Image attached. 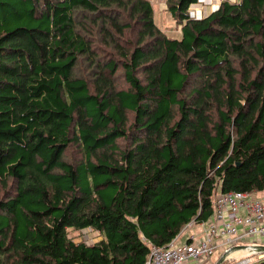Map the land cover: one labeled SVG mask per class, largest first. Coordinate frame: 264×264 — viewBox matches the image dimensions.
Instances as JSON below:
<instances>
[{"label":"trees","instance_id":"1","mask_svg":"<svg viewBox=\"0 0 264 264\" xmlns=\"http://www.w3.org/2000/svg\"><path fill=\"white\" fill-rule=\"evenodd\" d=\"M166 2L179 39L150 0H0V264H146L264 189V0Z\"/></svg>","mask_w":264,"mask_h":264},{"label":"built area","instance_id":"2","mask_svg":"<svg viewBox=\"0 0 264 264\" xmlns=\"http://www.w3.org/2000/svg\"><path fill=\"white\" fill-rule=\"evenodd\" d=\"M197 19V18H196ZM204 232L197 239L191 236L188 242L177 244L176 237L167 245L151 246L146 264H185L209 259L215 253L223 261L236 258V264L250 262V258L230 256L240 240L250 239V244L264 245V199L254 192H218L212 203L211 215L202 223ZM248 255L261 258L264 252L250 248ZM243 258V259H241Z\"/></svg>","mask_w":264,"mask_h":264},{"label":"rangeland","instance_id":"3","mask_svg":"<svg viewBox=\"0 0 264 264\" xmlns=\"http://www.w3.org/2000/svg\"><path fill=\"white\" fill-rule=\"evenodd\" d=\"M222 0H199L197 4L191 5L189 7L188 10V15L190 18H202L205 17L207 15L208 12L216 9ZM232 2L234 0H231ZM150 2L152 3V7H153V11H154V22L155 24L162 30L165 32V34L169 37V38H174V39H179L182 37V30L181 27L182 25L180 23H178L168 12L167 9V2L166 0H150ZM117 85L121 88V87H125L126 84L123 82V80L120 78L119 82H117ZM121 143V141L119 142ZM121 145H123V143H121ZM72 153L76 152L74 150H72ZM258 196L263 197L264 199V189L257 192ZM68 234L69 236L73 237L75 239V241H84L88 244L91 243H95L98 240V235L97 232L92 230L91 228H85L82 230H75L72 228H69L68 230ZM203 231V227L197 223L194 224V226H192L191 228H187L183 233H181L180 237H179V241L180 240H187L189 235H196L197 233L198 235L201 234V232ZM248 239L245 240H240L238 242V244L240 245H245L247 244ZM249 244V243H248ZM247 248L241 249V254L238 252H234L231 254V256L234 257H238V256H246L245 255V250ZM238 253V254H236ZM216 254V253H215ZM216 255H213L211 257V260H215ZM254 257H257L256 255H252L251 256H247V259L250 258V260H252ZM236 258H231L228 259L227 261L229 263H233L236 262L235 261ZM240 259V258H238ZM243 259V258H241ZM224 263V262H223Z\"/></svg>","mask_w":264,"mask_h":264},{"label":"crops","instance_id":"4","mask_svg":"<svg viewBox=\"0 0 264 264\" xmlns=\"http://www.w3.org/2000/svg\"><path fill=\"white\" fill-rule=\"evenodd\" d=\"M254 195L257 196V197H260V196H258L257 192H254ZM261 198H263V197H261ZM195 223H196V222H190V223L186 224V225L182 228V230L180 231V233H179V234L177 235V237H176V241H175V242H176L177 244H182V243L188 242L191 236H195V237H197V239H199V238L202 236V234H203V232H204V227L202 226L201 223H197V224H199V225H201V226L203 227V231L201 232V234L198 235V233H197V236L191 234V235H189V237H188L187 240H180V241H179V237H180L181 233H183L187 228H191L192 226H194ZM92 230H93V229H92ZM94 231H95V230H94ZM96 232H97V231H96ZM97 235L99 236L97 241H99V240H101V239L103 238L102 235H101L100 233H98V232H97ZM246 242H247V244H248V243L250 244V243H251V240L248 239ZM237 252H238V251H237ZM238 253L241 254V251L239 250ZM238 253H236V254H238ZM214 255H216V257L214 256V257H215V260H211V257H212V256H211L209 259H205V260H203V261H197V262H196V261H192V262H187V263H185V264H215L221 256L219 255L218 252H217L216 254H214ZM234 256H235V253H234Z\"/></svg>","mask_w":264,"mask_h":264},{"label":"water","instance_id":"5","mask_svg":"<svg viewBox=\"0 0 264 264\" xmlns=\"http://www.w3.org/2000/svg\"><path fill=\"white\" fill-rule=\"evenodd\" d=\"M218 8V7H217ZM216 8V9H217ZM215 10V9H214ZM212 10V11H214ZM237 248H247V249H255L257 252H264V245H258V244H245V245H239ZM223 262V256H221L218 261L215 264H221Z\"/></svg>","mask_w":264,"mask_h":264},{"label":"bare ground","instance_id":"6","mask_svg":"<svg viewBox=\"0 0 264 264\" xmlns=\"http://www.w3.org/2000/svg\"><path fill=\"white\" fill-rule=\"evenodd\" d=\"M242 249H244V248H242ZM239 250H241V249H236V250L233 251L232 253L237 252V251H239ZM250 251H251L250 249H246V250H245V255L248 256L249 253H250ZM232 253H231V254H232ZM231 254H230V256H231ZM246 256L241 255V256H238L237 258H240V257H246Z\"/></svg>","mask_w":264,"mask_h":264}]
</instances>
